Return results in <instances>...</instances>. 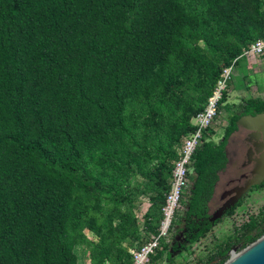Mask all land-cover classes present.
<instances>
[{
  "label": "trees",
  "instance_id": "trees-1",
  "mask_svg": "<svg viewBox=\"0 0 264 264\" xmlns=\"http://www.w3.org/2000/svg\"><path fill=\"white\" fill-rule=\"evenodd\" d=\"M263 38L264 0H0V264H132L160 228L193 118ZM263 112L261 97L228 108L221 139L210 130L195 151L180 219L198 230L191 246L221 221L196 219L237 121ZM263 235L264 209L206 264ZM171 247L153 260L173 262Z\"/></svg>",
  "mask_w": 264,
  "mask_h": 264
},
{
  "label": "rangeland",
  "instance_id": "rangeland-1",
  "mask_svg": "<svg viewBox=\"0 0 264 264\" xmlns=\"http://www.w3.org/2000/svg\"><path fill=\"white\" fill-rule=\"evenodd\" d=\"M238 62V63H237ZM234 65V70L232 74V80L229 83V92L227 96V101L225 103L224 109L226 110L222 117L219 119L218 124L215 126L214 134H208V138H213L215 141H219L224 134L225 128L228 125V108L231 111H235L237 106L243 103L245 100L249 98H256L264 96V72H257L255 68L259 67V62L255 59L249 60L246 57L239 59ZM264 100V97H261ZM244 138L243 131L236 132L232 135L229 153L232 155V151L234 150V145L236 143V147L241 145V141ZM229 143V142H228ZM228 146V145H227ZM235 147V148H236ZM239 155L237 160L235 161V166L233 167V171H236L238 165L241 163L244 152L243 148L239 149ZM227 176L222 175V181L217 191V197L219 193L222 192L223 186L225 184ZM190 185V184H189ZM188 194H189V186L188 189L183 193V197L181 199V208L177 210L175 218L173 220V224L171 230L168 234V240L171 242L173 233L176 232L177 226L180 225L181 216H183L186 205L188 202ZM142 205L140 209L137 211L138 218L142 221L143 216L149 207V202L147 199L142 198ZM218 205V198L213 200L211 203L212 209L214 210ZM250 207H257L260 210L264 209V187L260 189H254L249 193L248 198L244 200L241 206L236 210L237 212H241ZM179 221L178 225L177 222ZM234 216L233 217H224L221 219L220 223L217 224L214 228H212L211 232L207 236V238L202 239L200 242L194 244L191 247V250L188 249L185 252L174 257L173 262L169 263L165 258H161L158 260H153V256L151 257V262L149 264H206L209 259L213 257L218 247L223 246L226 241L229 242L235 233L237 234L238 229L234 228ZM91 237V234L88 233ZM144 241L147 239L146 234ZM166 243V238L161 241V246ZM236 249L237 253L241 252V246H234L232 249ZM132 250H130L131 253ZM231 258L229 256L228 260ZM227 260V261H228ZM226 261V262H227ZM82 264H90V260L88 257L83 258Z\"/></svg>",
  "mask_w": 264,
  "mask_h": 264
},
{
  "label": "built area",
  "instance_id": "built-area-1",
  "mask_svg": "<svg viewBox=\"0 0 264 264\" xmlns=\"http://www.w3.org/2000/svg\"><path fill=\"white\" fill-rule=\"evenodd\" d=\"M264 55V38L252 43L244 49L242 55L234 60L233 64L222 70L216 85L207 100L204 109L199 112L192 120L193 130L187 134L181 145L179 157L174 162L173 174L171 179V190L167 195L166 205L163 208V220L157 234H150L144 244L139 248L131 251L132 264H149L151 257L155 256L161 249V241L166 238L169 242L168 234L171 230L176 212L181 208V199L183 193L188 189L189 166L192 157L197 148L202 144L205 135L214 130L219 119L224 112L225 103L223 99L225 94L229 92V83L232 80L234 65L236 62L246 57L249 60ZM261 210L257 207H250L241 212L234 213V228L240 231L247 225L252 218L258 217ZM232 216V217H233Z\"/></svg>",
  "mask_w": 264,
  "mask_h": 264
},
{
  "label": "flooded vegetation",
  "instance_id": "flooded-vegetation-1",
  "mask_svg": "<svg viewBox=\"0 0 264 264\" xmlns=\"http://www.w3.org/2000/svg\"><path fill=\"white\" fill-rule=\"evenodd\" d=\"M257 114H264V112L257 113ZM250 126H253V125H247V127H250ZM256 127L258 128L256 132H252L246 127H239L238 130L236 131V132L243 131L244 133V138L241 141L242 144L239 145V147H236V143H235L234 150L232 151V155L228 153V164L226 168L220 173L219 181L217 182L215 186L213 197L208 203L209 211L205 218L196 219L198 223H204V224L211 223L209 219L212 217L214 213H216L219 209L223 208L226 204L230 202V199L232 195H235V191L237 190V188L246 186L250 180L256 177L257 174H254V172L255 170L258 169L259 166H261L262 154L264 152V148H263L264 123H261ZM231 137L229 139L228 146H230ZM240 148H243L244 155L241 160V163L238 165L237 170L233 171L232 169L235 166V163H236L235 161L237 160V157L239 155L238 151ZM222 175L227 176L226 177L227 181L225 182L223 186L222 192L219 193L217 197V191L223 179ZM263 184L260 187H262ZM255 188L257 187H253L236 206L244 202V200L248 198L249 193ZM216 198H218V205L213 210L211 203ZM187 210H188V207L186 205L185 211ZM230 211H228L227 214ZM227 214L225 217H228ZM183 215L185 216V212ZM216 222L214 224L213 223L211 224L215 225ZM188 225L189 223L184 218L182 222L180 223V225L176 227L177 230L174 233L172 240H171L172 247L170 249V252L175 253L177 251H181L182 253V252H185V249L193 246V245L191 246L190 244L191 238L198 230L194 231L193 229L189 228Z\"/></svg>",
  "mask_w": 264,
  "mask_h": 264
},
{
  "label": "water",
  "instance_id": "water-1",
  "mask_svg": "<svg viewBox=\"0 0 264 264\" xmlns=\"http://www.w3.org/2000/svg\"><path fill=\"white\" fill-rule=\"evenodd\" d=\"M261 123H264V114L244 115L237 121V126L238 128L246 127L250 131L256 132L258 130L256 126ZM247 125H253L254 127H247ZM254 174H257L254 179L250 180L246 186L237 188L235 195H232L230 202L212 215L209 219L211 223L214 224L216 221L224 218L227 212L236 207V205L253 187H260L264 183V152L262 154L261 166L255 170ZM179 254H181V251L175 252L173 256ZM230 255L231 258L224 264H264V235L239 253H237L235 248L232 249Z\"/></svg>",
  "mask_w": 264,
  "mask_h": 264
},
{
  "label": "crops",
  "instance_id": "crops-1",
  "mask_svg": "<svg viewBox=\"0 0 264 264\" xmlns=\"http://www.w3.org/2000/svg\"><path fill=\"white\" fill-rule=\"evenodd\" d=\"M257 62H259V67L255 68L257 72H264V55L261 57L254 58ZM264 97V96H261ZM229 153V146H227V154ZM236 212V211H235Z\"/></svg>",
  "mask_w": 264,
  "mask_h": 264
}]
</instances>
